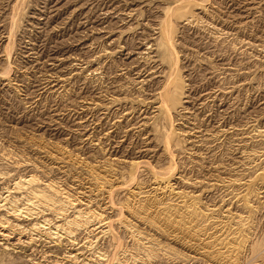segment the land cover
Here are the masks:
<instances>
[{
    "label": "rangeland",
    "instance_id": "rangeland-1",
    "mask_svg": "<svg viewBox=\"0 0 264 264\" xmlns=\"http://www.w3.org/2000/svg\"><path fill=\"white\" fill-rule=\"evenodd\" d=\"M0 205V264H264V0H0Z\"/></svg>",
    "mask_w": 264,
    "mask_h": 264
},
{
    "label": "bare ground",
    "instance_id": "bare-ground-1",
    "mask_svg": "<svg viewBox=\"0 0 264 264\" xmlns=\"http://www.w3.org/2000/svg\"><path fill=\"white\" fill-rule=\"evenodd\" d=\"M172 9V8H171ZM171 23V22H170ZM170 23L168 24H166V22L165 23H163V24H166L165 25V28L163 29H160L161 30V32L160 33H162V36H163V41H164V43H160L161 45L160 46H162V48H165V50H169L170 48H171V46L173 45L172 43V33H171V28L172 27H170ZM160 36V35H159ZM160 38H161V36H160ZM160 41H162V40H160ZM165 44V45H164ZM165 46V47H164ZM173 48H171L170 50H172ZM175 49V48H174ZM174 58V57H173ZM176 61V60H175ZM174 61V62H175ZM174 69V66H173V68H172V70ZM176 69H174V71H175ZM173 71V74L174 73H176V71L174 72ZM172 73V72H171ZM170 73V74H171ZM170 74H169V77L167 78V82H166V84H165V88H164V90L165 89H167V91H168V94H169V92H170V90H171V99L169 98V96L170 95H167V93L165 94V95H167V96H165L164 97V95H162L161 97L163 98H160V99H162L160 102H159V109L161 110V112L162 111H164V112H167V111H170L171 110V112H173V110L172 109H175L178 105H176L175 104V100H177L176 98H175V94H176V91H177V89H178V85H177V82H176V80L178 81V75H173L174 76V78L173 79H170L171 78V76H170ZM177 78V79H176ZM163 88V87H162ZM216 90V89H215ZM162 92H163V90H162ZM173 92V93H172ZM178 92V91H177ZM219 92V91H218ZM182 94V93H181ZM178 97V96H177ZM186 97V96H185ZM156 98H158V97H156ZM217 100V99H216ZM151 103V102H150ZM173 104H175V106L173 105ZM107 105V104H106ZM174 107H173V106ZM172 106V109H170V107ZM158 109V110H159ZM177 109V108H176ZM160 110H159V112H160ZM160 112V113H161ZM170 113V112H169ZM164 116H165V114H164ZM167 116H170V114H167ZM166 116V117H167ZM168 118V117H167ZM167 120V119H166ZM171 120V119H170ZM170 123H171V121H170ZM170 126H172V125H170ZM171 132V131H170ZM258 133V132H257ZM167 137V136H166ZM169 140V139H168ZM166 142H168V141H166ZM168 144V143H167ZM166 144V145H167ZM169 145V144H168ZM139 164V163H138ZM136 166V165H135ZM169 170H170V168H169ZM168 171V170H167ZM170 172V171H169ZM169 172H168V174H166V173H164V174H161V173H156L157 174V176H155L156 178H155V180H157V185H158V187L160 188V190H163V189H161V188H167L168 189V187L170 186V178L172 177L171 176V174H169ZM171 173V172H170ZM261 173V172H260ZM262 176V175H261ZM20 178V177H19ZM256 178V177H255ZM261 178V177H260ZM22 179V178H21ZM253 180V179H252ZM20 182V181H19ZM35 182H36V180L34 179V178H31V179H27V180H24V183H19V184H17V188L18 189H22V186L25 188V190L27 189V190H29L28 191V194H29V196H28V198H27V201L28 202H26L27 203V207H23V205L21 204V205H16L15 206V208H14V210H13V212L14 213H16L15 215H18V216H24V218L26 217H33V216H39L40 214H42V213H44L45 211H50V212H52V213H54V215H55V217H57V218H61V217H63V216H65V214H64V210H66V211H68L67 209L69 208H71L70 206H74V203H73V201L71 202V201H69L68 200V197H67V204L69 205V207L67 208V209H63V210H61V209H56L54 206L56 205V204H54L55 202H54V200L55 199H53V196L52 195H50V194H47V193H45V191H42V190H38L36 187H35ZM130 182H132V181H130ZM15 183V182H14ZM49 186V185H48ZM172 187V186H171ZM170 187V188H171ZM16 188V189H17ZM23 188V189H24ZM49 188V187H48ZM51 191H52V188H51V186H50V188H49ZM166 189V190H167ZM173 189H174V187H173ZM159 190V189H158ZM169 191V190H168ZM54 192V191H53ZM58 192V191H57ZM56 192V193H57ZM170 192V191H169ZM171 192H173L175 195L176 194H179V192H174V190L173 191H171ZM56 193H55V195H56ZM172 193V194H173ZM58 194V193H57ZM112 195V194H111ZM181 195H183V193L181 192ZM180 195V196H181ZM55 197V196H54ZM176 197H179V196H176ZM181 199H182V197H181ZM183 199H184V196H183ZM18 201V200H17ZM60 201V200H59ZM112 201V200H111ZM60 203H61V201H60ZM60 203H59V205H60ZM77 202H75V204H76ZM247 203V202H246ZM65 204V203H64ZM66 204V205H67ZM58 204L56 205L57 207L59 206ZM67 205V206H68ZM1 206V205H0ZM26 206V205H25ZM36 207V208H30V207ZM62 206H63V204H62ZM60 208H61V205L59 206ZM4 208V207H3ZM73 208H75V207H73ZM99 208V207H98ZM0 209H1V207H0ZM76 209V208H75ZM89 211V210H88ZM46 213V212H45ZM35 216V217H36ZM19 219V218H18ZM81 221H83V223H90V222H94V221H96L98 224H100L101 225V227L102 228H105V227H107L108 226V224L107 223H105L104 222V220L103 219H101V217H100V214H98V215H96V214H94V213H87V212H82L81 210H76L75 211V214H74V218L73 219H69V220H67V226H66V222H65V224H61V223H59V224H57L56 222H54V219H51V218H48L47 216L45 217V215H44V218H43V220L42 221H39V222H37V223H34L33 225H32V227H31V230L33 231L32 233H34V232H37V233H44V235H46V236H48L49 238H51V239H54V240H57L58 239V237H62V235L61 234H66V235H69V234H73L72 232H74V229L72 230V228H76V227H78V229L77 230H79V227L81 226L80 225V222ZM10 221H9V219L7 220V219H5V220H2L1 222H0V234H2V236H4V237H10L11 235L10 234H12V233H10V232H13V229H12V231H11V229H10V227H7V225H8V223H9ZM64 223V222H63ZM111 223V222H110ZM109 223V224H110ZM92 224V223H91ZM10 225H11V223H10ZM17 225V224H16ZM16 225H11V227L13 228H15V226ZM93 225H94V223H93ZM9 226V225H8ZM18 226V225H17ZM100 227V226H99ZM98 227V228H99ZM110 227V226H109ZM6 229V230H5ZM107 229V228H106ZM21 230V229H20ZM27 230V229H26ZM42 230V231H41ZM110 230V229H109ZM107 231V230H106ZM22 232H23V230H22ZM102 232H104V230L102 231ZM24 233V232H23ZM14 234V233H13ZM34 235V234H33ZM36 235H38V234H36ZM41 235V234H40ZM74 235V234H73ZM3 237V238H4ZM60 237V238H61ZM69 237V236H68ZM41 238V237H40ZM59 238V239H60ZM5 239V238H4ZM32 239V238H31ZM34 239V238H33ZM32 239V240H33ZM36 239V238H35ZM6 240V239H5ZM59 241V240H58ZM57 241V242H58ZM79 244V243H78ZM90 245V244H89ZM228 248V247H227ZM117 253V252H116ZM99 256L100 257H102V254H99ZM75 261H77L78 259H77V256H75V255H73V256H71ZM106 257V256H105ZM115 257V256H114ZM78 262V261H77ZM83 262V261H82ZM111 262H112V260H111ZM110 262V264H112Z\"/></svg>",
    "mask_w": 264,
    "mask_h": 264
}]
</instances>
